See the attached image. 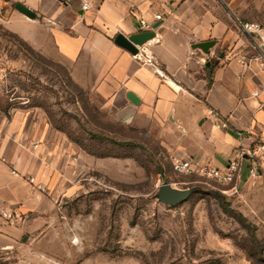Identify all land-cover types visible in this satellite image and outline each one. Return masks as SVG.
<instances>
[{
	"label": "rangeland",
	"instance_id": "374dc122",
	"mask_svg": "<svg viewBox=\"0 0 264 264\" xmlns=\"http://www.w3.org/2000/svg\"><path fill=\"white\" fill-rule=\"evenodd\" d=\"M16 1L0 0V112L22 120L42 154L32 185L45 202L2 216L23 228L35 215L41 230L2 242L0 264H264V169L230 186L174 173L159 139L113 120L96 92L98 63L74 30L62 27L71 42L59 43L41 15L13 20ZM165 184L190 191L187 201L162 203Z\"/></svg>",
	"mask_w": 264,
	"mask_h": 264
},
{
	"label": "crops",
	"instance_id": "0c3cea01",
	"mask_svg": "<svg viewBox=\"0 0 264 264\" xmlns=\"http://www.w3.org/2000/svg\"><path fill=\"white\" fill-rule=\"evenodd\" d=\"M19 2L58 30L59 43H85L98 63L96 92L113 120L151 133L172 161L189 158L198 168L224 169L236 151L264 137V45L239 24L264 26V0H96L86 13L80 0H17L14 7ZM22 17L17 11L13 20ZM142 23L158 27L137 55L115 44L117 35H134ZM62 27L75 38L64 36ZM23 128L17 116L0 112V244L41 230L37 218L20 228L2 217L43 212L45 201L32 185L42 154L34 155Z\"/></svg>",
	"mask_w": 264,
	"mask_h": 264
},
{
	"label": "built area",
	"instance_id": "2783aa9c",
	"mask_svg": "<svg viewBox=\"0 0 264 264\" xmlns=\"http://www.w3.org/2000/svg\"><path fill=\"white\" fill-rule=\"evenodd\" d=\"M66 5H72L78 0H58ZM96 0H80V8L83 12H90L95 9ZM158 19L161 16L157 17ZM242 31L251 36L254 41L257 40L259 46L264 45V26L257 23H239ZM151 26L142 23L140 32L148 31ZM256 43V42H255ZM247 57L242 58V63L245 64ZM264 60V53L259 57ZM148 63L156 64L153 58H148ZM264 70V64H263ZM254 96H259V93H254ZM222 127L227 125L223 123ZM173 172L176 174H199L209 180L222 186H230L241 179V176L246 172L250 179H255L261 176V171L264 169V137L256 141L254 146L240 148L230 159L228 166L224 169L204 166L196 167L189 158H181L172 162Z\"/></svg>",
	"mask_w": 264,
	"mask_h": 264
},
{
	"label": "water",
	"instance_id": "95a60500",
	"mask_svg": "<svg viewBox=\"0 0 264 264\" xmlns=\"http://www.w3.org/2000/svg\"><path fill=\"white\" fill-rule=\"evenodd\" d=\"M16 10L24 15L25 17L34 20L37 17L36 12L28 8L26 5L23 3H16L15 5ZM158 26H154L151 28L149 31H143V32H138L134 35H131L129 37L119 34L115 38V44L133 55H137L139 53V50L141 47H143L145 44L149 43L155 38V29ZM211 46L209 43L203 44L204 48H209ZM131 100H134L132 96ZM190 196V191H182V190H177L172 188L170 184H165L160 188L159 191V199L162 203L170 206H179L185 201ZM34 215H30L26 219V224H29L30 222L33 221Z\"/></svg>",
	"mask_w": 264,
	"mask_h": 264
},
{
	"label": "trees",
	"instance_id": "16d2710c",
	"mask_svg": "<svg viewBox=\"0 0 264 264\" xmlns=\"http://www.w3.org/2000/svg\"><path fill=\"white\" fill-rule=\"evenodd\" d=\"M217 198L219 199V201L221 202L224 210L231 216L233 217L235 220H237L244 228H246V230L248 231V233L250 234V236L252 237L253 241H255V243L258 244V240L257 237L255 235V230L256 228L254 226H252L250 223L247 222V220L238 212H236L235 210L229 208V205H225L224 204V198L222 196H220L219 194L217 195Z\"/></svg>",
	"mask_w": 264,
	"mask_h": 264
}]
</instances>
